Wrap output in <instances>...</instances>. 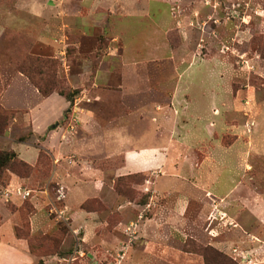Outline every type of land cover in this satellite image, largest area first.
Returning <instances> with one entry per match:
<instances>
[{
  "label": "rangeland",
  "instance_id": "obj_1",
  "mask_svg": "<svg viewBox=\"0 0 264 264\" xmlns=\"http://www.w3.org/2000/svg\"><path fill=\"white\" fill-rule=\"evenodd\" d=\"M105 1L100 11L109 31L93 40L88 38L89 32L85 36L82 27L59 34L47 20L50 14L63 12L84 15L90 7L88 2L0 0V17L7 12L13 17L23 15L21 28L0 39V151L15 152L14 163L28 165L13 164L1 172L0 264H264V223L248 213L231 223L218 211L212 223H186L182 233L177 230L179 224L168 228L167 223H148L153 215L147 206L150 177L141 173L117 175L124 148L113 146L116 127L123 128V137L145 129L147 117L134 115L136 107L147 100L166 101L170 84L160 88L158 82L179 76L192 79L189 93L196 97V108L206 119L210 117L207 97L215 92H240L242 104L229 122L243 126L248 136L257 132V138L263 139L264 128L255 127L263 112L255 108L264 103V0H149L148 16L144 0H131L127 6L130 12L113 16L109 15L112 5ZM35 12L39 16L29 14ZM183 18H191L186 30L179 24ZM114 29L129 59L149 61L145 67L138 66L137 75L152 79L149 87L156 89L153 94L139 93L125 100L116 82L100 84L97 90L88 80L82 83L83 58L90 60V77L98 67L108 77L120 75L119 63L108 54ZM53 36L61 39L63 53H54ZM7 71L10 77L4 73ZM14 73H22L41 96L51 91L69 102L58 124L63 133L60 140L68 145L73 138L75 141L76 153H63L71 164L58 166L59 161L42 143L45 135L34 133L26 120V109L3 104L2 96ZM14 95L12 91L9 100L19 104L20 97L12 100ZM83 108L94 112L89 129L82 128L77 115ZM21 145L31 151L30 161L36 159L33 149L37 150L35 162L21 158L13 148ZM70 177L84 187L99 184L107 194L87 197L80 203L82 209L104 215L106 223H91L89 228L70 223L66 214ZM258 179L250 183H258ZM221 181L225 191L234 186L236 196L242 190L240 183L232 185L226 176ZM16 187L30 190V195L6 196L5 191ZM223 200L222 207L234 211V206H227L228 198ZM118 202L125 206H113ZM37 211L44 223L30 222Z\"/></svg>",
  "mask_w": 264,
  "mask_h": 264
},
{
  "label": "crops",
  "instance_id": "obj_2",
  "mask_svg": "<svg viewBox=\"0 0 264 264\" xmlns=\"http://www.w3.org/2000/svg\"><path fill=\"white\" fill-rule=\"evenodd\" d=\"M144 1H146V5L144 4L143 8L148 16L151 4L149 0ZM151 1L164 2V0ZM81 2L84 4L88 2L90 5L84 15L83 13L63 12L60 15L52 16L50 14L47 20L50 24L53 23L59 34L64 31L70 33L80 30L82 27L81 30L85 36H87L86 32H89L91 36L88 38L96 40L97 36L105 35L109 31L103 24L104 20L102 21L104 18L100 11L102 0H81ZM105 2L106 5H112L109 15L123 14L124 11L130 12L127 6H130L131 0H108ZM135 2L141 3L140 1ZM135 2L132 5L136 4ZM29 14L33 17L39 16V13L36 12ZM44 16L47 15L44 13ZM21 17L23 15L20 13L17 17H13L9 12L1 15L0 39L21 28ZM190 20L191 18L189 20L183 18L179 24L186 30ZM15 24H17L16 28ZM170 27L171 25L166 29V33ZM110 35L112 38L109 40L110 51L108 54H111L119 63L120 75L114 78L108 77L101 70L102 68L98 67L90 77V60L83 58V70L80 74L82 83L88 80L97 90L100 84L116 82L124 94L125 100L137 96L139 93L149 94L151 92L153 94L156 89L149 87L152 79L150 80L149 76L137 75L138 66L145 67L149 61H132L126 55L123 43L115 29L110 32ZM50 42L54 45L55 54L63 53L59 37H51ZM4 43L6 44V41ZM168 47L171 48L170 45ZM219 60L221 61V59ZM4 73L10 77L9 71ZM191 81L192 79L184 78V76L174 79L163 78L158 82L159 87L161 88L162 84H170V88H167L166 91L171 89L168 92L169 95L166 96V101H161V103L158 100L153 102L147 100L142 106L136 107V113L132 112L136 116L141 114L147 117L145 129H141L142 132L137 135L126 137H123L121 126L113 130L114 148H124L122 163L117 168L116 174L121 176L141 173L150 177L148 187L151 189V199L147 206L153 215L149 218L148 223H167L168 228H172L173 224H179L177 230L182 233L186 223H212L218 211L225 214L226 220L231 223H237L239 215L246 216V213L253 220L264 223V138H257V132L255 136H248L243 126H235L229 122L234 110H238L239 104H242L240 92L236 94L234 92L222 94L215 92L211 94L212 96L207 97L210 117L206 119L201 110L196 108V97L189 93ZM12 91L15 93L12 100L20 97L19 104L9 100L8 96ZM97 95L96 97L99 98ZM2 102L9 108L26 109L27 111L24 112L26 120L31 122L34 133L45 135V140L42 143L52 152L54 159L59 161L58 166H61L63 162L71 164L72 161L63 158V153L66 150L74 149V138L71 141L73 143L69 145L60 140L63 133L60 132L58 121L69 108V102L62 95L52 93L43 97L35 88L31 87L30 82L22 73H14L9 79L2 96ZM258 109L263 112V115H259V118L255 120V127L259 126L261 129V127L264 128V103L255 108V110ZM115 114L122 115L117 111ZM77 115L82 121V128L89 129L94 112L83 108ZM149 115L152 124H149ZM228 134H231V137L228 138ZM223 137L226 142L223 141ZM21 146L13 148L21 158L30 159L31 151L25 149L23 145ZM33 151L36 159L27 160L30 163L35 162L38 157L37 150L33 149ZM73 152L76 153V150ZM256 165H260V167ZM95 175L98 177L97 173ZM225 176L230 178V184L233 185L234 182H237L243 186L238 196L234 195V186H231L227 191L223 190L221 178ZM255 177L259 178L258 183H250ZM70 183L72 186H70L69 205L66 206V214L70 223H83L86 228L91 227V223H106L104 215L80 207V203L87 197L107 195L102 189H99V184H96L97 187H84L82 184L76 183L74 178L70 180ZM222 194L226 199L228 198V205L226 203L224 206L227 205L231 208L234 206V211L222 207L223 199H225ZM113 206L119 208L125 205L118 202ZM30 222L44 223L42 214L37 211L30 217ZM146 227L149 236V225L147 224ZM1 259L3 263H6L5 258Z\"/></svg>",
  "mask_w": 264,
  "mask_h": 264
},
{
  "label": "trees",
  "instance_id": "obj_3",
  "mask_svg": "<svg viewBox=\"0 0 264 264\" xmlns=\"http://www.w3.org/2000/svg\"><path fill=\"white\" fill-rule=\"evenodd\" d=\"M52 92H44L43 95L44 96H48L50 95ZM66 98H68L66 96ZM16 158V154L15 152H4V151H0V177H1V172L2 170L5 168H9L11 165L16 164V165H20L22 167H28V165L25 162H17L14 163V160Z\"/></svg>",
  "mask_w": 264,
  "mask_h": 264
},
{
  "label": "built area",
  "instance_id": "obj_4",
  "mask_svg": "<svg viewBox=\"0 0 264 264\" xmlns=\"http://www.w3.org/2000/svg\"><path fill=\"white\" fill-rule=\"evenodd\" d=\"M253 125V122L251 123ZM250 131V126H248ZM6 196H9L10 194H16L18 196H21L22 198H27L30 195V190L22 189L21 187H16L12 189L11 191H5Z\"/></svg>",
  "mask_w": 264,
  "mask_h": 264
}]
</instances>
